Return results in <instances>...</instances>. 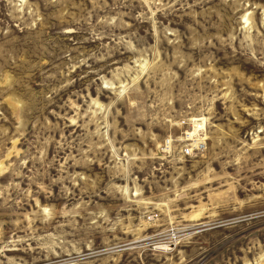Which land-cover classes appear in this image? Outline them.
Wrapping results in <instances>:
<instances>
[{"label": "rangeland", "instance_id": "obj_1", "mask_svg": "<svg viewBox=\"0 0 264 264\" xmlns=\"http://www.w3.org/2000/svg\"><path fill=\"white\" fill-rule=\"evenodd\" d=\"M0 264H264V0H0Z\"/></svg>", "mask_w": 264, "mask_h": 264}, {"label": "bare ground", "instance_id": "obj_2", "mask_svg": "<svg viewBox=\"0 0 264 264\" xmlns=\"http://www.w3.org/2000/svg\"><path fill=\"white\" fill-rule=\"evenodd\" d=\"M190 135V134H189Z\"/></svg>", "mask_w": 264, "mask_h": 264}]
</instances>
